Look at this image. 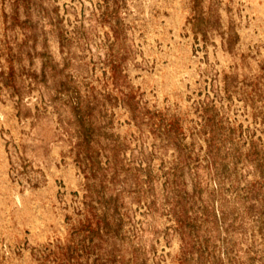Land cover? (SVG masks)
<instances>
[{"label": "rangeland", "instance_id": "374dc122", "mask_svg": "<svg viewBox=\"0 0 264 264\" xmlns=\"http://www.w3.org/2000/svg\"><path fill=\"white\" fill-rule=\"evenodd\" d=\"M0 264H264V0H0Z\"/></svg>", "mask_w": 264, "mask_h": 264}]
</instances>
